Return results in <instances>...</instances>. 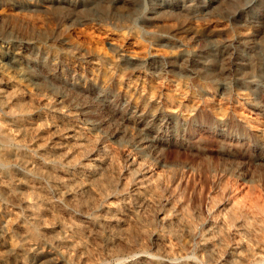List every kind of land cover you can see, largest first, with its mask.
Listing matches in <instances>:
<instances>
[{
  "label": "rangeland",
  "instance_id": "374dc122",
  "mask_svg": "<svg viewBox=\"0 0 264 264\" xmlns=\"http://www.w3.org/2000/svg\"><path fill=\"white\" fill-rule=\"evenodd\" d=\"M0 10L4 75L167 174L162 194L196 214L175 262L195 263L211 203L242 190L240 202L264 209V0H0ZM159 211L133 221L134 253L156 254Z\"/></svg>",
  "mask_w": 264,
  "mask_h": 264
},
{
  "label": "bare ground",
  "instance_id": "6f19581e",
  "mask_svg": "<svg viewBox=\"0 0 264 264\" xmlns=\"http://www.w3.org/2000/svg\"><path fill=\"white\" fill-rule=\"evenodd\" d=\"M16 81L0 69V264H97V256L121 249L129 256L117 264H179L172 257L197 221L174 192V198L162 194L167 174L100 142L96 133L80 129L66 112ZM241 191L211 203L191 264H264V209L240 202ZM155 203L166 208L156 218L167 231L154 235L156 254L134 253L127 243L129 232L138 229L133 221ZM95 239L104 248H93Z\"/></svg>",
  "mask_w": 264,
  "mask_h": 264
}]
</instances>
